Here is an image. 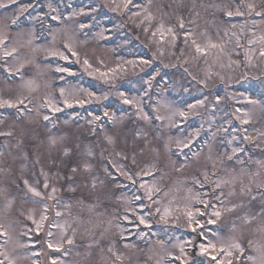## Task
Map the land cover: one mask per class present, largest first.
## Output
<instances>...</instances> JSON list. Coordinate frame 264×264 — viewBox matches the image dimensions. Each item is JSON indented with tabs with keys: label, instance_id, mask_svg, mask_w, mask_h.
I'll use <instances>...</instances> for the list:
<instances>
[{
	"label": "rangeland",
	"instance_id": "rangeland-1",
	"mask_svg": "<svg viewBox=\"0 0 264 264\" xmlns=\"http://www.w3.org/2000/svg\"><path fill=\"white\" fill-rule=\"evenodd\" d=\"M22 1L0 0L6 5L0 8L5 41L0 44V99H24L27 105L0 108V132L11 133L0 135V232L5 233L0 251L15 264H52L53 259L56 264H172L170 254L179 256L178 245H183L185 264H214L200 254L195 227L186 216L199 204L194 197L206 192L201 198L218 203L215 210L221 213L218 219L197 216L207 235L215 240L212 233L218 232L245 248L243 256L231 258L233 264H260L264 57L259 38L264 15L256 12H264V0H241L240 5L235 0H133L147 7L151 22L143 19V8L130 5L141 12L134 17L113 11V0L81 6L66 0L74 5L60 16L55 6L51 17L59 22L48 36L38 34L34 23L17 22L20 14L31 12ZM238 6L243 16L226 15ZM160 23L174 29V45L167 33L163 40L159 32L152 35ZM193 39L206 55L196 52ZM209 42L223 50L207 47ZM13 48V56L4 57L5 49ZM60 52L68 59L53 54ZM94 69L99 71L90 75ZM124 98L131 103H123ZM234 147L243 151L233 155ZM194 179L204 181L205 188ZM216 179L228 181L216 189L223 192V203L212 192ZM141 183L159 189L153 195L158 203L144 198ZM53 187L55 198L49 199ZM45 204L47 219L37 229ZM141 217L146 223H140ZM49 242L61 250L49 248ZM249 255L256 260H247Z\"/></svg>",
	"mask_w": 264,
	"mask_h": 264
},
{
	"label": "snow or ice",
	"instance_id": "snow-or-ice-1",
	"mask_svg": "<svg viewBox=\"0 0 264 264\" xmlns=\"http://www.w3.org/2000/svg\"><path fill=\"white\" fill-rule=\"evenodd\" d=\"M13 2H15V0H13ZM113 3L115 4V7L113 8V11L116 10H122V11H127L130 13V16H141V12L139 11H131V8L129 7L131 5L132 8H143L144 10V16L143 19L147 20L149 22H151L154 17L152 16V14L150 12H148L147 7L146 6H142L139 3H134L133 0H121L120 3H115V0H113ZM235 3L237 5L241 4V0H235ZM6 5L4 4H0V8L5 7ZM248 9V12L251 13L253 11V5L249 4L246 6ZM21 12L24 11L23 8L20 9ZM237 15V16H243L244 12L241 10V8L238 6L235 10V13H233V11L229 10L226 12V15L228 17H232L233 15ZM256 15L260 16V15H264V12H256ZM53 19H57V17H53ZM15 20H13V23L15 24ZM143 22V21H142ZM81 27L83 28L84 25H81ZM180 27L183 28L184 24L183 21L180 22ZM147 31V29H145ZM157 32L160 33V37L161 40H163L165 33H167L168 35L171 36V43L174 45L175 44V40H176V34L174 32V29L172 27H165V25L163 23H160L157 27V30L154 31L152 33L153 36H155L157 34ZM187 36H191V32L186 33V37ZM260 44H261V49H260V56L264 57V36H261L259 38ZM256 40H250L249 43L250 44H254L256 43ZM5 41L3 39L2 36H0V44H4ZM192 44L195 47V50L197 53H201V54H207L206 49L202 48L200 44H198L196 42V40H192ZM207 47L210 48H217V47H221V51L222 46L217 45L215 43H211L209 42V44L207 45ZM65 48L68 49V51L72 54V55H76L75 51L73 50L71 44H65ZM15 49H5L3 55L4 57H10L13 56V54L15 53ZM54 55H59L61 59H65L67 60L68 57L63 53H53ZM143 63H148V61H143ZM84 65H85V69L87 70L88 67H90L89 62L87 60L84 61ZM8 72H11V69H5ZM65 69L62 68H57V71H64ZM19 71V70H17ZM98 69H94L93 72H90V75H93L95 72H98ZM115 71V70H112ZM101 76H105L106 74L101 72L100 73ZM32 81H27L26 82V86L27 87H31L32 85ZM61 95H64V90L61 89ZM91 95V94H89ZM122 95V94H121ZM26 99V98H25ZM30 102V101H29ZM251 103H255L254 101H250ZM46 103H50V102H46ZM65 103L68 104L69 107H71V104L65 100ZM77 103L83 105L84 101L83 100H77ZM123 103L125 104H129L131 103V101H129L127 98L123 99ZM198 103H200L201 105L203 104V101H198ZM18 105H25L24 99H17V100H11V99H0V108H4V107H18ZM53 111H59V108H56L54 105H50ZM27 107V105H25V108ZM189 107H195V105H189ZM237 112H240V109L236 110ZM105 115L107 116L108 113L105 112ZM180 116H185V113L183 111L179 112ZM45 120H48L49 117L46 115L44 117ZM110 119H114V117L110 118ZM144 119H148L147 114L144 115ZM157 120L163 119L162 117H160L159 115L156 117ZM237 119L241 120L242 124H248L249 120L247 118H241V117H237ZM244 131H247V129H244ZM0 135H11V133H2L0 132ZM264 135V134H262ZM233 139H235V137H233ZM243 139L247 140L248 137L244 136ZM56 141L55 139L52 140V143L54 144ZM179 143H183L184 147H189L188 143L180 141ZM229 143H231V141H229ZM238 151H243V149H238V148H233L232 149V153L233 155H235ZM229 160L232 159V156L228 157ZM238 162L242 163V161ZM149 175L151 173H148ZM125 176L128 177V179L132 180V176H130L128 173H124ZM213 175H215L213 173ZM209 179V174L207 172L204 173V181H207ZM204 181H201L200 179H194L193 180V184L198 185L200 188H205V183ZM134 182V181H133ZM228 181H221L219 179H216L212 182V192L214 193V198L218 201H220V203H223V200H221V197L223 196V192H217L216 189L221 188V184L222 183H227ZM27 183V182H25ZM44 189L47 190L49 188V184L47 183V181L44 183L43 185ZM140 188L144 189V198H147L149 201H152L153 203H158V200H153V195L154 193L158 192L159 189L156 188L155 185L152 186H146L144 183L140 184ZM29 191H31L33 193L34 196L37 197H41L43 198V194L36 190L35 188H29ZM57 191V189L55 187H53L51 189V194H49L48 198L49 199H54V194ZM201 195L206 196L207 193H203V194H198L196 197H194V199L196 200L197 203L201 204L203 206V209L207 210V209H211L210 212H206L203 211L199 208L195 209V212L191 209H189L186 212V216L188 217V221H189V225H191L192 223H195L197 225L198 228H200V231H197L196 228H193L192 230L194 232H196V235L200 238L199 242H198V247H199V252L201 255H206L210 257V260L212 262H214V264H233V260L231 258L236 257L237 259L241 256L244 255L245 252V248L239 243L237 242L235 239L230 240V241H225L224 239H222L219 235L218 232H213L212 235L216 237L215 240H213L212 238H210L207 235V230L204 229V226L200 223V220L197 219V216H204V215H210L213 217H216L217 219L220 217L221 213L219 211H216V206L215 204H209L208 203V199H204L201 198ZM255 197H253L254 199ZM137 200H142L143 198L140 196L136 197ZM43 209H44V213L41 215V221L40 223H37L35 220H33V223H37V229H39L43 223L44 220L47 219V211H48V205L45 204L43 205ZM157 212L160 211L159 208L156 209ZM57 216H61L62 213L57 211L56 212ZM140 223H146L145 220L143 219V217L140 218ZM209 224L215 223L214 220L209 219L208 220ZM53 227H58L59 225L53 224ZM0 235H5V233L0 232ZM49 236L52 235L51 232L48 233ZM5 243H7V241H5ZM67 243L72 244L73 240L71 238H69L67 240ZM188 244H191V240L187 241ZM49 248L53 249L54 251L59 252L61 250V247L59 244H53L52 242H49ZM180 247V255L179 256H174L171 255V261L172 264H175L176 261H180V264H185V261L182 259V257L185 255V248L183 245H178ZM111 250V249H110ZM35 254V253H34ZM0 256H3L4 259H0V264H5V262L7 261V264H15V261L10 259L8 257V255L5 252L0 251ZM119 258V257H118ZM249 261H255L256 257L249 255L246 258ZM52 264H56V260L53 259L52 260ZM201 264H203V262H201ZM260 264H264V253L261 254L260 257Z\"/></svg>",
	"mask_w": 264,
	"mask_h": 264
},
{
	"label": "trees",
	"instance_id": "trees-1",
	"mask_svg": "<svg viewBox=\"0 0 264 264\" xmlns=\"http://www.w3.org/2000/svg\"><path fill=\"white\" fill-rule=\"evenodd\" d=\"M72 1V0H70ZM90 0H75L74 6H81L83 4H88ZM29 3V10L26 14H20L18 21L21 20V24H32L36 27L38 34L49 35L51 29L56 26L59 22V19H53L51 16L55 12V6L59 8V16L63 13L70 12L72 4H68L66 0H23L21 4L26 5ZM91 4V3H90ZM89 7H91L89 5ZM94 7V5H93ZM92 8V7H91ZM56 14V13H55ZM105 13H102L103 16ZM106 17V16H105ZM18 27V25H15Z\"/></svg>",
	"mask_w": 264,
	"mask_h": 264
}]
</instances>
